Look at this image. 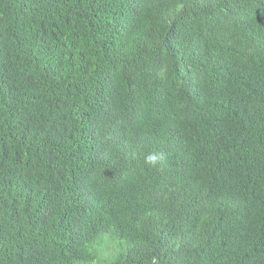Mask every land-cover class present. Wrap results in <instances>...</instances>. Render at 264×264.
Listing matches in <instances>:
<instances>
[{
  "label": "trees",
  "instance_id": "obj_1",
  "mask_svg": "<svg viewBox=\"0 0 264 264\" xmlns=\"http://www.w3.org/2000/svg\"><path fill=\"white\" fill-rule=\"evenodd\" d=\"M0 264H264V0H0Z\"/></svg>",
  "mask_w": 264,
  "mask_h": 264
},
{
  "label": "clouds",
  "instance_id": "obj_2",
  "mask_svg": "<svg viewBox=\"0 0 264 264\" xmlns=\"http://www.w3.org/2000/svg\"><path fill=\"white\" fill-rule=\"evenodd\" d=\"M159 161V156L156 155L155 153L153 154H149L146 159H145V163L146 164H149V165H152V166H156L157 163Z\"/></svg>",
  "mask_w": 264,
  "mask_h": 264
}]
</instances>
